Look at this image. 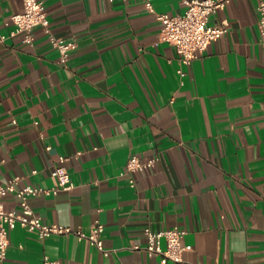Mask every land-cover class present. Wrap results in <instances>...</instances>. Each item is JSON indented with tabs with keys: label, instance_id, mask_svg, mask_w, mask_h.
<instances>
[{
	"label": "crops",
	"instance_id": "0c3cea01",
	"mask_svg": "<svg viewBox=\"0 0 264 264\" xmlns=\"http://www.w3.org/2000/svg\"><path fill=\"white\" fill-rule=\"evenodd\" d=\"M151 1L157 12L185 9L181 0ZM43 2L51 32L78 45L63 64L43 27L30 41L10 35L7 22L24 2L0 0V181L50 187L66 157L74 187L30 204L48 223L89 231L99 219L109 251L17 224L7 262L42 264L48 255L62 264H163L134 248L150 226L185 229L190 262L264 264L259 0H230L212 14L210 23L226 21L228 31L187 65L160 38L146 0ZM132 154L157 161L129 172ZM2 201L20 207L14 192Z\"/></svg>",
	"mask_w": 264,
	"mask_h": 264
},
{
	"label": "built area",
	"instance_id": "2783aa9c",
	"mask_svg": "<svg viewBox=\"0 0 264 264\" xmlns=\"http://www.w3.org/2000/svg\"><path fill=\"white\" fill-rule=\"evenodd\" d=\"M185 9L182 13L171 15L167 12L155 11L152 1L146 0L147 8L155 12L157 19L161 22L160 38L173 44L183 65L191 63L198 58L208 47L211 40L228 31V23H210V16L224 6L230 0H181ZM22 11L11 15L7 23H13L14 27L10 35L23 34L24 41H30L32 31L35 27H43L49 34L51 44L60 52V59L66 64L71 51L77 47V42L56 36L51 32L47 12L43 0H23ZM260 42L264 46V0L258 2ZM6 35L0 32V42H3ZM181 75L185 74L182 67L178 68ZM66 157L61 156L59 163L52 169L56 177V184L45 187L26 184L18 186L20 176H15L6 181H0V264H9L6 260L9 244V229L20 224L30 230L36 231L40 236L45 237L51 234H75L79 238H86L104 252L109 249L104 247L102 233L104 224L96 219L89 231L76 229L63 223H48L38 215L29 198L38 194H56L60 190H70L74 187L68 167L65 165ZM157 157L142 159L137 154H132L127 162V170L133 172L144 170L153 166ZM35 171V170H34ZM132 184L135 179L131 178ZM14 192L19 199V208L6 209L2 198ZM186 230L180 227H172L163 230H154L150 226L144 228L146 243L136 244L134 248H142L149 255H158L163 264L173 261L177 264H211L208 262H190L184 257L186 249L183 238ZM165 239V245L163 243ZM42 264H62L60 259L48 255L44 257Z\"/></svg>",
	"mask_w": 264,
	"mask_h": 264
}]
</instances>
